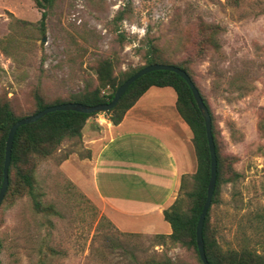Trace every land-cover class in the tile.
Returning a JSON list of instances; mask_svg holds the SVG:
<instances>
[{"label":"rangeland","instance_id":"rangeland-1","mask_svg":"<svg viewBox=\"0 0 264 264\" xmlns=\"http://www.w3.org/2000/svg\"><path fill=\"white\" fill-rule=\"evenodd\" d=\"M46 11L42 28L37 0H0V101L30 116L36 94L50 105L67 102L99 85L101 61L111 60L123 79L146 66L149 41L163 48L169 61L189 67L212 111L223 174L209 222L218 260L261 263L264 0H54ZM104 115L89 118L81 138L37 159L35 192L45 210L36 211L22 187L5 196L1 264H202L194 248L167 236L119 230L63 170L70 160L76 180L89 177L81 162L92 156L91 133L111 123L109 116L100 123ZM193 150V170L176 198L182 212L195 188Z\"/></svg>","mask_w":264,"mask_h":264},{"label":"trees","instance_id":"trees-1","mask_svg":"<svg viewBox=\"0 0 264 264\" xmlns=\"http://www.w3.org/2000/svg\"><path fill=\"white\" fill-rule=\"evenodd\" d=\"M53 2L54 0H37L38 7L44 9L42 19L40 21L42 28L45 27L46 19L48 17L46 8L47 6H51ZM118 19H122V16L120 15ZM147 47L146 66L153 64L174 65L187 72L193 83L198 88L204 103L209 110L212 118V132L215 141L218 163L217 185L212 200L213 205L217 201L223 174L222 159L218 150L216 133L213 125V115L210 106L200 88L194 81L192 73L187 65L184 63H173L169 61L164 56L166 51L163 48L156 46L151 41L148 42ZM138 71L129 72L124 75L123 79H117L113 75V62L107 59L103 60L97 69L99 80V85L97 87L94 89H86L85 92L75 95L67 102L57 101L51 105L47 104L40 94H36V112L34 114H37L49 106L63 103H81L88 106L108 104L114 99L117 89ZM151 87H170L175 91L177 97L176 109L179 115L189 126L193 135L192 143L197 155L198 166L196 173L193 175L195 188L194 191L189 194L191 199L190 210L188 212H182L179 202L176 200L170 208L164 211V218L172 228V233L167 237H169L173 243L192 247L196 252H198L196 243V228L207 198L208 184L211 176V155L207 140L205 121L198 109L189 85L176 73L170 71L151 72L133 83L121 98L117 106L106 114L109 116L113 125H119L123 121L127 111L131 109ZM105 90L107 91L103 92ZM100 114L101 113L84 114L73 111H58L49 113L36 123L21 126L14 139L12 161L9 171V187L6 196L10 193V191L14 190V188L17 187L18 189L19 187H22L32 197L35 210L38 212L45 210L42 202L37 199V194L35 192L33 172L37 159L51 156L66 139L81 138L83 129L88 119ZM22 118L24 117H18L15 114L8 102L0 101V187L3 180L5 150L8 134L11 127ZM25 167L29 168L25 170ZM183 180L184 177L181 182V187ZM210 211L211 208L203 228L205 252L210 264H223L218 260L216 241L211 240L209 237ZM162 237H166V235H162ZM259 258L261 259V263L259 264H264V256H259ZM227 264L238 263L229 262ZM239 264L254 263L245 261Z\"/></svg>","mask_w":264,"mask_h":264},{"label":"crops","instance_id":"crops-1","mask_svg":"<svg viewBox=\"0 0 264 264\" xmlns=\"http://www.w3.org/2000/svg\"><path fill=\"white\" fill-rule=\"evenodd\" d=\"M170 87H151L115 126L91 133L87 179L76 180L71 161L62 168L126 233L170 235L164 211L175 202L182 177L192 172L189 126L176 109Z\"/></svg>","mask_w":264,"mask_h":264},{"label":"water","instance_id":"water-1","mask_svg":"<svg viewBox=\"0 0 264 264\" xmlns=\"http://www.w3.org/2000/svg\"><path fill=\"white\" fill-rule=\"evenodd\" d=\"M155 71H170L173 73H176L179 75L182 79L186 81V83L189 85L192 94L194 96L195 102L198 106V109L200 110L202 117L205 121V127H206V134H207V140L211 155V176L210 181L208 184V190H207V198L202 210V213L199 217L197 228H196V243H197V250L200 257V260L202 264H210L206 252H205V246H204V239H203V228L206 221V218L208 216L209 210L212 206V200L215 194L216 185H217V171H218V163H217V156H216V149H215V141L214 136L212 132V118L209 113V110L207 106L204 103V100L196 87V85L193 83L191 77L182 70L181 68L174 66V65H167V64H153L149 66H145L141 70H139L137 73H135L132 77H130L127 81H125L115 92L114 99L112 102L108 104H100L97 106H88L81 103H63L59 105H53L45 108L44 110L38 112L37 114L30 115L27 117H24L17 121L10 129L7 142H6V150H5V164H4V171H3V180L0 187V206L2 205L5 196L8 191L9 187V171L12 161V150L14 145V139L15 135L18 131V129L21 126L29 125L38 122L42 118H44L49 113L58 112V111H73V112H79L84 114H97V113H103L106 114L110 111H112L121 98L124 96V94L127 92V90L130 88V86L135 83L137 80L142 78L143 76L155 72Z\"/></svg>","mask_w":264,"mask_h":264},{"label":"built area","instance_id":"built-area-1","mask_svg":"<svg viewBox=\"0 0 264 264\" xmlns=\"http://www.w3.org/2000/svg\"><path fill=\"white\" fill-rule=\"evenodd\" d=\"M105 116V117H104ZM103 117H102V119H100L99 121H100V123H103L102 121H104V122H107L106 120H107V116L106 115H104Z\"/></svg>","mask_w":264,"mask_h":264}]
</instances>
